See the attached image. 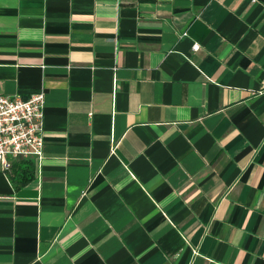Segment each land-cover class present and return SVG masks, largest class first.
Wrapping results in <instances>:
<instances>
[{
  "label": "crops",
  "instance_id": "1",
  "mask_svg": "<svg viewBox=\"0 0 264 264\" xmlns=\"http://www.w3.org/2000/svg\"><path fill=\"white\" fill-rule=\"evenodd\" d=\"M40 88L0 264H264V0H0V95Z\"/></svg>",
  "mask_w": 264,
  "mask_h": 264
},
{
  "label": "built area",
  "instance_id": "2",
  "mask_svg": "<svg viewBox=\"0 0 264 264\" xmlns=\"http://www.w3.org/2000/svg\"><path fill=\"white\" fill-rule=\"evenodd\" d=\"M198 48L197 43L192 45L193 50ZM44 107L43 88L26 98L0 95V164L3 170L10 169L14 159L42 160Z\"/></svg>",
  "mask_w": 264,
  "mask_h": 264
},
{
  "label": "trees",
  "instance_id": "3",
  "mask_svg": "<svg viewBox=\"0 0 264 264\" xmlns=\"http://www.w3.org/2000/svg\"><path fill=\"white\" fill-rule=\"evenodd\" d=\"M34 169L35 165L33 160L21 159L20 161L13 162L6 173L7 177L15 187H21L32 178Z\"/></svg>",
  "mask_w": 264,
  "mask_h": 264
}]
</instances>
